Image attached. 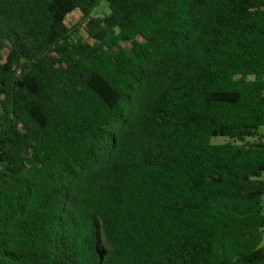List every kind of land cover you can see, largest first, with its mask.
Here are the masks:
<instances>
[{
  "label": "trees",
  "instance_id": "obj_1",
  "mask_svg": "<svg viewBox=\"0 0 264 264\" xmlns=\"http://www.w3.org/2000/svg\"><path fill=\"white\" fill-rule=\"evenodd\" d=\"M261 128L264 0H0V264H264Z\"/></svg>",
  "mask_w": 264,
  "mask_h": 264
},
{
  "label": "rangeland",
  "instance_id": "obj_2",
  "mask_svg": "<svg viewBox=\"0 0 264 264\" xmlns=\"http://www.w3.org/2000/svg\"><path fill=\"white\" fill-rule=\"evenodd\" d=\"M104 5V3L101 4V6ZM105 13L108 14V9L105 8ZM94 15L96 14V10L93 13ZM69 26L71 25H76L81 23V14H79L78 12L73 13L72 15L69 16V20H68ZM260 134H264V128H261L259 130ZM226 142L225 138L222 137H217V138H213L212 139V144H224ZM264 179V174H263V178Z\"/></svg>",
  "mask_w": 264,
  "mask_h": 264
},
{
  "label": "crops",
  "instance_id": "obj_3",
  "mask_svg": "<svg viewBox=\"0 0 264 264\" xmlns=\"http://www.w3.org/2000/svg\"><path fill=\"white\" fill-rule=\"evenodd\" d=\"M262 245L264 246V234H263V238H262Z\"/></svg>",
  "mask_w": 264,
  "mask_h": 264
}]
</instances>
